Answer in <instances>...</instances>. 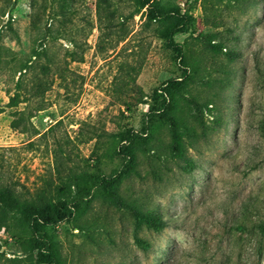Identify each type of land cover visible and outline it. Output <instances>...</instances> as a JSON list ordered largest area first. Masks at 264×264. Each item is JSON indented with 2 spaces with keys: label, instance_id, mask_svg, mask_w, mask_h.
Listing matches in <instances>:
<instances>
[{
  "label": "rangeland",
  "instance_id": "obj_1",
  "mask_svg": "<svg viewBox=\"0 0 264 264\" xmlns=\"http://www.w3.org/2000/svg\"><path fill=\"white\" fill-rule=\"evenodd\" d=\"M157 1L167 21L133 0H0V190L72 199L68 176L134 154L116 198L59 224L0 203V264H36L45 239L60 264H264V0Z\"/></svg>",
  "mask_w": 264,
  "mask_h": 264
},
{
  "label": "trees",
  "instance_id": "obj_2",
  "mask_svg": "<svg viewBox=\"0 0 264 264\" xmlns=\"http://www.w3.org/2000/svg\"><path fill=\"white\" fill-rule=\"evenodd\" d=\"M135 5L134 14L141 13L144 9L147 8V19L148 21H167V16L163 14V8L157 0H133ZM212 42V41H211ZM210 42V47L213 51L218 52L222 51V46L215 45ZM11 105H17V97L14 96L11 98ZM113 139L130 141L129 137H126L125 133L113 134ZM172 151L173 155L178 158H183L185 153L183 135L180 130L173 128L172 131ZM117 144V145H118ZM116 147L113 151L106 153L108 158H112V155H115ZM125 165H121L120 168L114 169L113 172L107 173L103 168L102 161L97 162L93 166V172L83 171L80 173H75L68 176L73 186L79 189L78 194L74 198L64 199V198H54V197H45L39 200L36 199H21L8 187L0 190V203L7 207V209L17 215H21L25 220L29 222L42 221L44 225H55L59 224L62 221L70 218L71 216L75 217L76 213H73V208L78 203L82 202L85 198H88V195L99 194L103 197L116 198V192L110 187L109 183L113 180L114 174H117L119 171L133 169L134 164V154L127 157ZM192 163L190 161L186 162V169H190ZM127 168V169H125ZM120 169V170H119ZM86 182L84 188H82V183ZM136 220L138 222H145L147 225L161 229L166 227V223L156 215L152 213L144 214L142 212L135 213ZM262 232L264 233V224L261 227ZM36 264H60L58 263L57 255L53 251V247L47 239L42 241V248L38 253L37 263Z\"/></svg>",
  "mask_w": 264,
  "mask_h": 264
}]
</instances>
